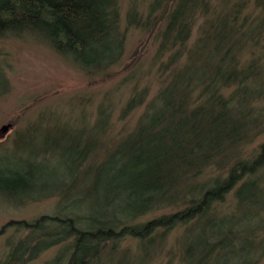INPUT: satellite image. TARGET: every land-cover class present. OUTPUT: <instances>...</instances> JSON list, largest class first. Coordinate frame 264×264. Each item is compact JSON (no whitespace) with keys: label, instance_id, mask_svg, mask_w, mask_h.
Here are the masks:
<instances>
[{"label":"trees","instance_id":"trees-1","mask_svg":"<svg viewBox=\"0 0 264 264\" xmlns=\"http://www.w3.org/2000/svg\"><path fill=\"white\" fill-rule=\"evenodd\" d=\"M121 1L0 0V41L34 35L86 76L105 79L125 53ZM162 4L171 10L156 35L160 87L148 101L134 89L124 114L143 112L130 133L102 140L111 115L100 103L88 126H52L36 142V121L0 146L10 153L34 145L17 158V170L1 173L0 197L14 206L54 201L51 213L0 228V236L11 232L0 264H29L51 250L44 264H112L128 239L141 263L158 256L173 232L178 264H256L261 257L264 141L254 144L264 134V88L252 80L262 63L240 58L256 45L245 31L250 21L240 7L219 14L187 47L197 18L211 10L208 0H150L148 18ZM126 18L139 25L137 4ZM56 147L59 172L40 175Z\"/></svg>","mask_w":264,"mask_h":264},{"label":"rangeland","instance_id":"rangeland-1","mask_svg":"<svg viewBox=\"0 0 264 264\" xmlns=\"http://www.w3.org/2000/svg\"><path fill=\"white\" fill-rule=\"evenodd\" d=\"M262 2L263 0H208L211 10L207 13L206 19L201 18L200 15L197 18L187 47L195 43L203 26L207 30V23L212 25L219 14L223 15L240 7V18L246 17L251 25H246L245 31L254 33L256 36L252 35L256 39L255 47L251 48L248 45L242 51L240 58L244 62L258 57L262 63V75L258 80L255 78L252 81L261 84L264 88V5ZM132 3L137 4V16L142 18L138 26H135V22H130L131 24L127 22L126 14ZM149 3L150 0L120 2L121 25L123 28L127 26L125 53L121 62L112 68L105 79L86 76L69 59L55 53L45 41L34 35L25 34L19 38L10 36L0 41V129L8 126L6 133L0 134V146L8 147L16 132H22L27 125L34 124L36 121L41 122V131L34 134L36 142H40L44 132H47L46 129L52 126H62L69 131L79 124L88 126L95 120V111L100 103L107 106L108 113L111 115L102 140H118L130 133L143 112V107H139L127 115L124 114L125 105L133 96L134 89L145 92L148 101L160 87V81L156 78V67L153 65L156 60V50L159 47L156 35L163 31L166 23L165 16L171 8L164 10L162 4L148 18ZM198 11H202V8ZM256 27H259L258 30ZM262 141H264V134L254 145ZM61 143L60 140L58 145ZM24 149L22 150L20 144L21 151L17 145L9 148L12 150L11 154L9 151L4 152V149L0 151V179L1 173L19 168L14 163L19 156L27 157L28 150H34L33 143ZM57 151L58 147L52 149L50 156L46 158L44 168L39 171L40 175L59 172ZM10 155L12 161L9 165H5L4 158ZM20 167L22 171L25 170L23 165ZM42 194L44 193H38L37 196ZM17 200L18 202H15L17 204L22 202L20 197ZM7 201L6 197H0V228L10 220L29 221L41 214L51 213L54 208L52 200L20 206H14ZM177 233L173 232L169 235L165 248L159 250L158 256L151 261L141 263H136L139 247L136 242L128 239L121 246V253H115L112 264H178L179 256L176 255L175 250L171 249L177 240ZM10 234L11 232H8L0 236V256L5 254V242L7 238H11ZM262 239L264 242V236ZM168 250L173 257V262L167 257ZM53 254L54 250H51L29 264H44ZM260 254L261 257L256 264H264V248L260 250ZM222 260V262H228L225 259Z\"/></svg>","mask_w":264,"mask_h":264},{"label":"water","instance_id":"water-1","mask_svg":"<svg viewBox=\"0 0 264 264\" xmlns=\"http://www.w3.org/2000/svg\"><path fill=\"white\" fill-rule=\"evenodd\" d=\"M8 130V126H4L0 129V134L3 135Z\"/></svg>","mask_w":264,"mask_h":264},{"label":"flooded vegetation","instance_id":"flooded-vegetation-1","mask_svg":"<svg viewBox=\"0 0 264 264\" xmlns=\"http://www.w3.org/2000/svg\"><path fill=\"white\" fill-rule=\"evenodd\" d=\"M262 5H264V0H263V2H262Z\"/></svg>","mask_w":264,"mask_h":264}]
</instances>
